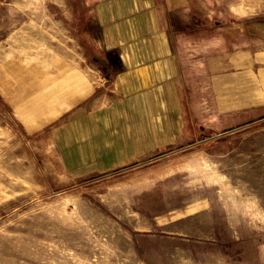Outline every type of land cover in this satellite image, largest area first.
<instances>
[{
	"label": "rangeland",
	"instance_id": "obj_1",
	"mask_svg": "<svg viewBox=\"0 0 264 264\" xmlns=\"http://www.w3.org/2000/svg\"><path fill=\"white\" fill-rule=\"evenodd\" d=\"M201 1L182 42L196 141L106 174L72 175L53 148L55 123L0 95V264H264V72L243 52L264 48L256 39H264V0ZM42 7L0 0V64L19 55L51 84L67 57L82 67V50L67 38L50 47L45 25L28 15ZM26 43L40 47L11 48ZM220 51L235 68L249 64L251 77L230 108L250 106L223 114L208 80L194 74ZM90 69L85 87L99 84Z\"/></svg>",
	"mask_w": 264,
	"mask_h": 264
},
{
	"label": "crops",
	"instance_id": "obj_2",
	"mask_svg": "<svg viewBox=\"0 0 264 264\" xmlns=\"http://www.w3.org/2000/svg\"><path fill=\"white\" fill-rule=\"evenodd\" d=\"M40 1L43 7L28 15L45 25L50 47L63 48L58 40L64 38L76 44L82 67L76 69L74 59L67 57L66 70L52 73L56 78L51 76L53 83L47 84L32 69L33 62L10 56L0 64V95H11L20 113L55 123L53 148L66 172L102 175L197 140L198 128L186 117L182 42L201 0ZM226 40L229 47L230 37ZM31 47L40 46L11 45ZM254 51L243 52L261 62L264 72V48ZM234 62L230 51H220L201 58L205 70L194 72L199 76L195 81L208 80L218 114L250 106L230 108L242 92L250 91V73L244 70L250 65L241 70ZM90 68L99 84L85 87V69Z\"/></svg>",
	"mask_w": 264,
	"mask_h": 264
},
{
	"label": "bare ground",
	"instance_id": "obj_3",
	"mask_svg": "<svg viewBox=\"0 0 264 264\" xmlns=\"http://www.w3.org/2000/svg\"><path fill=\"white\" fill-rule=\"evenodd\" d=\"M261 76V75H260ZM50 102V101H49ZM65 136V135H64ZM65 139V138H64Z\"/></svg>",
	"mask_w": 264,
	"mask_h": 264
}]
</instances>
